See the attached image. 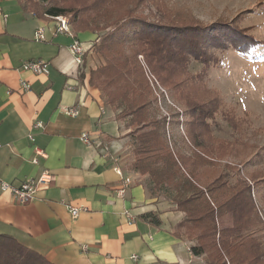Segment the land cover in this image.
I'll return each mask as SVG.
<instances>
[{
	"label": "crops",
	"instance_id": "obj_1",
	"mask_svg": "<svg viewBox=\"0 0 264 264\" xmlns=\"http://www.w3.org/2000/svg\"><path fill=\"white\" fill-rule=\"evenodd\" d=\"M30 2L0 0V182L17 186L44 171L53 181L24 205L0 190V234L52 264H196L202 258L191 254L194 243L174 235L184 213L176 211L173 197L160 193L164 187L155 188L148 176L131 169L132 128L116 119L88 83L98 35L76 32L71 22V35L55 34L53 22L35 10L46 3ZM38 28L45 41L34 39ZM73 39L86 50L80 65L69 48ZM36 60L48 63L47 74L19 69ZM21 81L30 89L24 91ZM68 108L77 114L67 115ZM83 134L94 144L84 143ZM187 149L180 151L189 156ZM124 177L130 184L120 195ZM67 206L84 210L73 218ZM147 213L155 214L159 225L141 218Z\"/></svg>",
	"mask_w": 264,
	"mask_h": 264
},
{
	"label": "trees",
	"instance_id": "obj_2",
	"mask_svg": "<svg viewBox=\"0 0 264 264\" xmlns=\"http://www.w3.org/2000/svg\"><path fill=\"white\" fill-rule=\"evenodd\" d=\"M87 1L50 0L43 6L35 3V10L46 18L70 15L76 32L98 35L91 49L107 63L91 72L89 85L106 98V105L117 112V120L132 127L131 169L148 176L155 188L167 187L175 192L173 204L176 211L184 213V218L174 235L193 242L190 252L201 257L204 264H264L260 241L264 224L250 194L254 186L250 188L240 178L231 180L232 174L220 163L232 145L216 137L213 122L207 121L219 110L221 97L203 82L210 65L216 60L219 65L218 52L233 48L236 53L249 56L258 47L264 48V43L236 28L234 31L152 23L135 14L133 3L98 25L93 18L89 20L91 11L84 10ZM26 2L31 4L30 0ZM101 30L106 33L99 37ZM139 54L170 95L185 100L186 139L180 140L191 146V155L170 149L167 122L158 115L156 98L137 61ZM191 61L203 65L202 73H190ZM199 88L207 96L196 95ZM226 167L231 169L229 164ZM226 216H230L231 222L223 227L220 221ZM141 218L152 225L160 223L152 213ZM0 264L52 263L12 236L0 234Z\"/></svg>",
	"mask_w": 264,
	"mask_h": 264
},
{
	"label": "rangeland",
	"instance_id": "obj_3",
	"mask_svg": "<svg viewBox=\"0 0 264 264\" xmlns=\"http://www.w3.org/2000/svg\"><path fill=\"white\" fill-rule=\"evenodd\" d=\"M47 2L50 0H45L46 4ZM132 3L135 14L152 23L179 27L200 26L209 29L236 28L238 32H244L264 43V0H88L84 10L91 11L89 20L93 18L99 25L103 24L105 19L108 20L109 16L126 10ZM66 16L71 21V16ZM80 16L85 20L84 15ZM105 33L106 30H101L98 33L99 37ZM90 52L89 60H92L93 70L107 63L104 57L93 49ZM217 58L220 61L219 65L217 60L210 65L203 82L208 89L220 94L221 106L207 121L213 122L212 129L216 137L232 145V147L229 145V150H226L227 153L223 156L224 169L232 174L231 180L236 181L240 178L245 184L250 185V188L254 186L250 194L264 224V48L258 47L249 56L238 54L233 48H229L218 52ZM137 61L144 71L151 94L156 98L159 117L165 118L166 122L172 120L168 128L171 132L168 131L166 135L170 149L177 152V142L180 150L188 152L187 147L191 146L185 141L183 143L179 141L185 138V124L188 120L185 115V100L178 97L175 99L170 95L168 88L162 85L151 71L142 54L137 55ZM188 67L192 74L202 73L203 70V65L195 61H191ZM195 91L196 95L202 98L207 96L202 88ZM102 98L106 104V98L104 96ZM206 100L208 98L203 101ZM174 114H177L175 118ZM110 155L113 154L110 152ZM114 155L119 157L118 153ZM226 164L231 166L230 170ZM160 193L166 197H173L175 194L167 187L161 189ZM230 222V216H226L220 221V225L226 227ZM260 241L264 250V237ZM196 264L204 262L199 258Z\"/></svg>",
	"mask_w": 264,
	"mask_h": 264
},
{
	"label": "built area",
	"instance_id": "obj_4",
	"mask_svg": "<svg viewBox=\"0 0 264 264\" xmlns=\"http://www.w3.org/2000/svg\"><path fill=\"white\" fill-rule=\"evenodd\" d=\"M45 4V0H40ZM49 19L53 22V32L55 34H69L71 35L72 32L70 30V18L66 15H59V16H51ZM34 39L36 41H45V36L43 29L38 28L34 33ZM71 52L73 53L75 57V61L78 65L82 64L83 62V56L86 53V50L82 49V45L77 39H73V42L69 46ZM21 71H28L35 75H44L48 73V63L36 60V61H28L22 64L19 68ZM20 86L24 91H27L30 89L29 84L21 81ZM163 93V91H161ZM158 97L160 98L158 92L156 93ZM65 113L67 115H76L77 111L75 108H68L65 110ZM167 114H165L166 116ZM169 116V115H168ZM169 120V119H168ZM34 128H41L40 123H35L33 125ZM29 139L33 141V137L30 135ZM81 139L84 143L88 145H93L94 142H92L86 134H83L81 136ZM35 153L37 156L44 157V153L41 150H35ZM33 163H37V159L34 158L32 160ZM116 172L121 176L122 172L121 170L116 167ZM53 181V176L49 174L48 172L44 171L38 176L37 178H28L22 181L19 185L13 186L9 183L0 182V190L2 192L8 191L10 193V197L13 203L17 205H24L31 201H33L36 198V193L40 187H44L49 185ZM130 184V179L128 177L123 178V185L119 189V194H123L126 187ZM71 216L73 218L77 217V215L84 210L83 208H77L72 206H67ZM132 260H137V256H132Z\"/></svg>",
	"mask_w": 264,
	"mask_h": 264
}]
</instances>
